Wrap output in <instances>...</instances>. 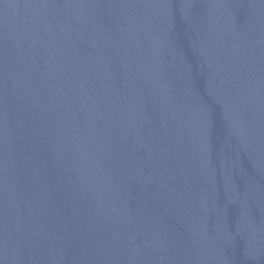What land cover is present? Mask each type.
<instances>
[{"label": "water", "instance_id": "obj_1", "mask_svg": "<svg viewBox=\"0 0 264 264\" xmlns=\"http://www.w3.org/2000/svg\"><path fill=\"white\" fill-rule=\"evenodd\" d=\"M0 264H264V0H0Z\"/></svg>", "mask_w": 264, "mask_h": 264}]
</instances>
